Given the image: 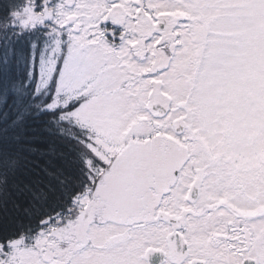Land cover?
I'll return each instance as SVG.
<instances>
[{
  "label": "snow or ice",
  "instance_id": "obj_1",
  "mask_svg": "<svg viewBox=\"0 0 264 264\" xmlns=\"http://www.w3.org/2000/svg\"><path fill=\"white\" fill-rule=\"evenodd\" d=\"M250 9L264 21V0H209L197 26L214 27V14L239 32ZM166 15L158 0H0V264H193L180 169L142 166L127 123L116 154L105 161L97 147L91 42L107 29L123 69L141 27L162 30Z\"/></svg>",
  "mask_w": 264,
  "mask_h": 264
},
{
  "label": "rangeland",
  "instance_id": "obj_2",
  "mask_svg": "<svg viewBox=\"0 0 264 264\" xmlns=\"http://www.w3.org/2000/svg\"><path fill=\"white\" fill-rule=\"evenodd\" d=\"M208 2L158 0L160 7L175 14L187 15L190 11L197 16ZM194 4L200 8L193 7ZM261 15L260 10L250 9L243 19L253 26L239 32L233 26L232 17L217 21L214 14H209L208 21L214 27L206 30L189 21L194 23L190 25L194 32L184 37L185 43L176 39L171 63L167 57H170L168 47L172 41H156V36L143 25L136 59L131 65L125 61L123 69L114 53L118 45L111 50L110 41L106 43L103 35L107 29L99 30L90 51L93 64L99 66L101 80L96 109L100 158L107 161L117 153L118 130L127 123L134 126L133 130L142 140V166L155 170L170 165L180 169L179 203L186 202V187L197 180L203 183L199 186L201 194L197 203H207L208 197H215L218 192L239 197L231 164L235 161L244 165L245 160L254 157L256 169L254 176L249 177L255 187L264 188V21ZM201 31L206 34H200ZM149 36L152 39L144 43ZM161 44L166 48L162 49ZM202 57L204 60L199 63ZM156 69H159L158 75H149ZM154 102L167 107L169 112L155 118ZM177 128H182L181 134L176 133ZM215 155H222V161H211L209 157ZM238 177L241 182V176Z\"/></svg>",
  "mask_w": 264,
  "mask_h": 264
},
{
  "label": "flooded vegetation",
  "instance_id": "obj_3",
  "mask_svg": "<svg viewBox=\"0 0 264 264\" xmlns=\"http://www.w3.org/2000/svg\"><path fill=\"white\" fill-rule=\"evenodd\" d=\"M187 15V17H182L174 14L162 17L164 25L162 30L144 25L150 29L152 36H156V41L166 42V39L172 41V46L168 47L170 53V57H167L168 63L174 60L173 52L177 48L176 39L184 42V37H189L194 32L190 26L194 24L193 22L183 24L180 20L187 18L188 21L198 23L196 17L199 16L190 11ZM181 24L183 25L180 26ZM200 34L205 35V31L204 33L201 31ZM178 36L181 38H177ZM106 43L109 41L106 40ZM202 44L204 45V40ZM109 46L114 51L112 42ZM119 47L118 45L115 49ZM160 47L166 48L164 44ZM202 60H204L203 57L199 63ZM167 100L169 101L168 97ZM186 157L189 159V156ZM209 158L213 162L214 160L221 162L223 156L215 155L214 158L213 156ZM255 160L254 157L249 161L245 160L244 165H238L235 161L231 164L234 171L232 173L236 174L234 183L239 185V197L231 198L228 194L218 192L215 197H208L207 203H197L198 196L200 198L201 194L199 186L203 183L197 180L188 188L186 187L185 193L188 194L185 196L186 202L179 203L181 218L179 223L191 247L193 264H243L245 259L250 260L251 264H264V188L255 187L254 181L249 177L251 174L254 176ZM225 162L229 161L225 159ZM241 168L243 170H240ZM238 175L241 176V182H239ZM234 178L232 175V179ZM245 250L248 255L241 256Z\"/></svg>",
  "mask_w": 264,
  "mask_h": 264
},
{
  "label": "water",
  "instance_id": "obj_4",
  "mask_svg": "<svg viewBox=\"0 0 264 264\" xmlns=\"http://www.w3.org/2000/svg\"><path fill=\"white\" fill-rule=\"evenodd\" d=\"M153 106H155V108H153L154 110H158V112H156L154 115L157 117H161L163 115H165L166 113V109H164L163 107H161L159 104H154ZM181 129H178V132H181Z\"/></svg>",
  "mask_w": 264,
  "mask_h": 264
}]
</instances>
